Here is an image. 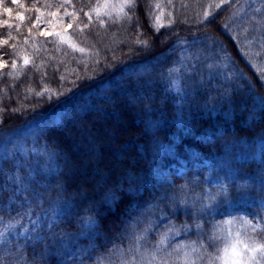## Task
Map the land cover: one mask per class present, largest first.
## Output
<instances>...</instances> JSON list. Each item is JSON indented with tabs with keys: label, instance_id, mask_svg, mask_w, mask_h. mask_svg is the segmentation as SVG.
I'll use <instances>...</instances> for the list:
<instances>
[{
	"label": "trees",
	"instance_id": "16d2710c",
	"mask_svg": "<svg viewBox=\"0 0 264 264\" xmlns=\"http://www.w3.org/2000/svg\"><path fill=\"white\" fill-rule=\"evenodd\" d=\"M79 1L84 10L93 3ZM240 4L134 0L124 8L127 15L83 28L94 44L89 52L65 49L61 55L52 42L43 62L18 75L13 63L21 55L23 28L0 26V41H7L0 48V133L31 127L44 165L32 163L35 153L32 164L19 166L15 156L4 160L0 224L16 220L23 205L58 211L28 236L0 242V264H124L138 239L136 218L151 204L194 226L187 206L174 201L183 177L172 166L194 153L227 155L233 172L260 185L264 7L239 14ZM194 39L211 44L201 48L203 55L186 58L181 43ZM179 70L184 79L175 88ZM245 144L248 150L238 152ZM17 169L23 172L18 179ZM163 169L174 181L151 182ZM199 235L207 260L219 264L209 239Z\"/></svg>",
	"mask_w": 264,
	"mask_h": 264
},
{
	"label": "rangeland",
	"instance_id": "374dc122",
	"mask_svg": "<svg viewBox=\"0 0 264 264\" xmlns=\"http://www.w3.org/2000/svg\"><path fill=\"white\" fill-rule=\"evenodd\" d=\"M92 1V6L86 10L78 4L79 0H11L0 3V26L4 24L23 28L20 33L23 41L18 50L21 55L13 63L14 72L18 75L24 66L32 62H43L42 52L52 42L59 45L61 55L65 49L82 54L89 52V46L94 44L85 37L83 28L116 17L121 13L120 5L125 2ZM216 1L223 6L231 0ZM262 7L264 0H241L239 14L248 9L253 14ZM7 8L11 11H7ZM235 18L239 19L240 15ZM69 24L72 25L71 28L68 27ZM14 33L15 29L11 31V34ZM47 37L51 38L50 41ZM204 40H184L181 45L185 57H199L203 52L201 48L211 44V41ZM4 43L5 41H0V48ZM68 62V57H65V65ZM227 65V60L222 58L219 68L225 70ZM216 66L218 68V64ZM183 79L182 72L177 71L173 86L177 88L179 81ZM30 129L28 127L22 132L11 134L0 133V168L3 167L4 160L13 156L19 166L32 163L44 166L37 156V153L42 152V147L38 145L35 135L28 133ZM248 146L245 144L237 150L243 152L241 148H245L244 151H247ZM34 153L36 156L29 163V157ZM226 156L213 158L194 153L189 158H180L172 165L183 180L176 183V200L173 196L171 198L177 208L187 206V212L194 216L195 229L193 230L194 226H188L172 217L162 205L151 204L146 210L144 207L141 218H136L133 225L138 239L124 264H214L205 256L200 232L211 242L215 250L212 253L218 255L219 264H235L236 260L239 264H264V251L260 249V245H264V179H261L258 186L247 179H241L242 174L233 172L232 164L225 159ZM21 174L23 172L17 169L14 178L18 179ZM171 175L168 169H163L156 171L150 179L152 182L155 177L158 181L167 178L173 182ZM33 208L23 205L16 213V216L20 215L16 220L9 219L0 224V242L28 236L40 224L53 219L58 212L52 206L40 210ZM233 245L240 253L239 257L233 255Z\"/></svg>",
	"mask_w": 264,
	"mask_h": 264
},
{
	"label": "snow or ice",
	"instance_id": "6c2138e0",
	"mask_svg": "<svg viewBox=\"0 0 264 264\" xmlns=\"http://www.w3.org/2000/svg\"><path fill=\"white\" fill-rule=\"evenodd\" d=\"M219 6H220V5H217V7H219ZM126 7H129V8H130V7H134V0H125V2H124L123 4L120 5V11H121V13L124 14V15H127V13L124 12V8H126ZM7 11L10 12L11 9H7ZM68 27L71 28L72 25L69 24ZM5 43H7V41H5ZM80 50L83 51V49H80ZM25 62L27 63V60H26ZM245 247H248V246L245 245ZM260 249H261V251H264V245H260ZM252 251H255V249H252ZM232 252H233V255H234L235 257H239L240 253L236 250V246H235V245L232 246ZM235 264H239V261L236 260V261H235Z\"/></svg>",
	"mask_w": 264,
	"mask_h": 264
}]
</instances>
